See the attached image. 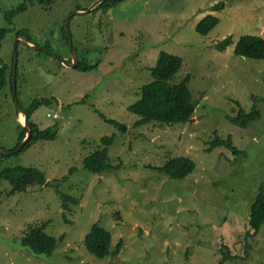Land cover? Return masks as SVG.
<instances>
[{
	"label": "rangeland",
	"instance_id": "rangeland-1",
	"mask_svg": "<svg viewBox=\"0 0 264 264\" xmlns=\"http://www.w3.org/2000/svg\"><path fill=\"white\" fill-rule=\"evenodd\" d=\"M96 1L54 0L47 7L0 0V29H7L0 57L8 70L15 44L17 55L16 84L0 91V168H37L47 184L9 193L10 184L0 181V264H264V223L248 235L250 207L264 182V60L234 52L244 34L264 39V0H117L77 13ZM21 3L27 8L8 23L5 12ZM207 14L219 22L199 34L195 26ZM17 31L44 49L16 42ZM228 36L231 44L219 50ZM72 51L96 67L66 65ZM160 51L182 58L172 82L190 74L197 106L186 122L135 127L137 116L127 106L152 79ZM42 97L52 101L36 107L31 120L41 129L56 125L55 138L11 153L24 124L19 109ZM239 105H255L259 118L244 128L231 123L227 116ZM101 114L126 124V131ZM215 132L230 135L244 153L206 152ZM106 135L113 136L108 161L118 167L92 173L84 157ZM180 155L195 162L183 178L153 168ZM61 194L77 201L65 208ZM44 221L48 234L62 238L51 254H35L21 239L29 225ZM94 223L111 232V246L123 240L117 255L97 258L87 251L84 237ZM247 245V257L222 262L225 249L242 255Z\"/></svg>",
	"mask_w": 264,
	"mask_h": 264
},
{
	"label": "trees",
	"instance_id": "trees-1",
	"mask_svg": "<svg viewBox=\"0 0 264 264\" xmlns=\"http://www.w3.org/2000/svg\"><path fill=\"white\" fill-rule=\"evenodd\" d=\"M31 2L33 3V1ZM37 2L49 7L50 3H53L54 0H37ZM116 2L117 0H103L97 5V7L104 8L108 5H114ZM221 5L222 3L218 2L213 6V9H218ZM26 8V3H21L16 8L6 11L5 18L8 23L12 22L17 13ZM79 9L80 8L77 10ZM218 22L219 18L217 16L207 14L196 24L195 30L199 34H207ZM6 32V28L0 29V48L1 41ZM23 35L22 31L16 32L17 37ZM231 42L232 38L228 36L217 44V48L223 50L231 44ZM234 52L237 55L264 60V39L257 35L244 34L237 40L234 46ZM94 67L96 66L87 64L84 58L78 59L76 65V68L82 71H89ZM181 67V57L166 51H160L158 53L155 64L150 67L152 79L140 87V97L127 106L128 111L137 116V119L133 122V126H141L151 122L172 125L175 123L186 122L193 117L197 102L193 100L192 93L188 87L190 74H186L178 82H172L173 77ZM13 72H15V70H8V67L3 63L0 57V91L6 86H9L11 89L13 88ZM14 84H16V79ZM51 101L52 99L50 98H36L31 101L26 109H24L28 115L27 120L31 129L30 138L18 151H12L11 153H18L35 141L55 138L57 134L56 125L41 129L31 120V113L36 107L42 103L47 104ZM259 116L260 111L255 105L249 110H245L239 105L237 113L234 116H227V118L231 123L244 128L257 120ZM102 118L104 121L115 125L121 132H125L127 129V125L124 123L107 118L104 115H102ZM19 126L21 129L14 149H16L20 141L26 135V127L20 122ZM112 139V135L103 136L100 139L101 147L95 149L84 157L83 167L86 170L92 173H102L105 170L118 167L112 166L108 161V146L111 144ZM216 147H225L234 155H241L244 153L233 144L230 135L226 138H222L215 132L214 138L208 143L206 152H209ZM153 168L165 173L170 178L180 179L194 170L195 162L191 157L180 155L169 157L161 166H153ZM1 180H6L10 184L11 188L9 193L23 192L29 185H47L45 183L46 177L42 171L34 167L23 165L0 168V181ZM60 197L64 201L63 206L65 208L69 202L77 201L76 198L70 197L67 194H61ZM262 223H264V182L259 185L255 199L250 207L248 235L256 234ZM46 225V221L40 224L29 225L21 239L22 245L28 247L29 250L35 254H51L57 241L61 239L62 236L57 239L55 236L48 234L45 231ZM111 241V232L103 226H100L98 223H94L84 237V245L87 251L97 258H103L108 255L115 256L120 252L123 240L120 239L114 246H111ZM247 247H249V245L244 247L242 255L232 254L228 249H225L226 251L223 253L222 262L237 257H247Z\"/></svg>",
	"mask_w": 264,
	"mask_h": 264
},
{
	"label": "water",
	"instance_id": "water-1",
	"mask_svg": "<svg viewBox=\"0 0 264 264\" xmlns=\"http://www.w3.org/2000/svg\"><path fill=\"white\" fill-rule=\"evenodd\" d=\"M103 0H98V1H96V2H94L91 6H90V8L88 9V10H85V11H78L77 13L78 14H82V13H86V12H88L89 10H92V9H94L95 7H96V5H98L99 3H101ZM69 19V17L67 18V20ZM67 20H66V22H65V25H64V29H65V31H66V34L69 36V34H68V24H67ZM18 41H20L22 44H24L27 48H30V49H39V50H43L44 48L43 47H39V46H36V45H34V44H31L27 39H25L24 37H22V36H19L18 37V39H17V41L16 42H18ZM72 54H73V57H72V62H66V61H64L63 60V62L66 64V65H68V66H70V67H76V65H77V63H78V58H77V55L75 54V52H73L72 51ZM56 56V55H55ZM57 58H59L58 56H56ZM16 60H17V55H16V44H15V48H14V68H15V63H16ZM13 68V69H14ZM12 83H13V85H14V83H15V72H13V79H12ZM19 113H22L23 114V116H24V126L26 127V135H25V137L20 141V143L18 144V146L16 147V149L14 150V151H18L21 147H23L24 146V144H26L27 143V141L29 140V138H30V131H31V129H30V125H29V123H28V115H27V113L25 112V110H23V109H19V111H18ZM2 154H8L9 152H1Z\"/></svg>",
	"mask_w": 264,
	"mask_h": 264
},
{
	"label": "bare ground",
	"instance_id": "bare-ground-1",
	"mask_svg": "<svg viewBox=\"0 0 264 264\" xmlns=\"http://www.w3.org/2000/svg\"><path fill=\"white\" fill-rule=\"evenodd\" d=\"M23 116V115H22ZM21 118H23V117H21ZM22 121V120H21Z\"/></svg>",
	"mask_w": 264,
	"mask_h": 264
}]
</instances>
